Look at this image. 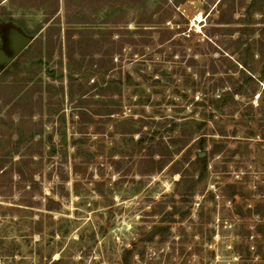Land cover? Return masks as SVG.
<instances>
[{
  "label": "rangeland",
  "instance_id": "374dc122",
  "mask_svg": "<svg viewBox=\"0 0 264 264\" xmlns=\"http://www.w3.org/2000/svg\"><path fill=\"white\" fill-rule=\"evenodd\" d=\"M175 35L202 52L176 82L206 54L246 66L228 111L131 62L171 72L159 39ZM261 53L264 0H0V264H264ZM143 110L156 120L131 126ZM160 138L181 153L149 150ZM161 152L160 170L139 159Z\"/></svg>",
  "mask_w": 264,
  "mask_h": 264
},
{
  "label": "trees",
  "instance_id": "16d2710c",
  "mask_svg": "<svg viewBox=\"0 0 264 264\" xmlns=\"http://www.w3.org/2000/svg\"><path fill=\"white\" fill-rule=\"evenodd\" d=\"M166 29H167V27H166ZM83 43H86V44L89 43L88 38H85L83 40ZM159 43L161 46L164 45L165 43L166 44L169 43L170 48L171 49L173 48V50L170 51L169 54L165 55L166 57L163 56L164 62L177 64V67H172V70H171L172 73L168 72L167 69L165 68L166 66L161 65V62H156V60H154L153 58L142 57V59H132L131 62L148 63V62H150V60H151V62L153 61L155 63L156 69H158V70L155 69L157 71L156 73H159V75H161L163 77L162 80L164 81V84L162 85V87H169L170 85L180 87V84L191 86L193 89L192 91H195V93H196V91H200L201 93L205 94V96L202 97V100L204 101V103L207 102V104H203L208 109V110L206 109L207 111H209L211 113H213V112L215 113V111H221L223 109L228 111L227 110L228 105L226 102L227 100L224 97V95L232 96L231 98L234 99L233 96L236 97L237 95H240V92H238V89H239V87H241V85L239 84V81H237V79H235L232 71H230V70L235 69V68H239V66H241V67H243V69L245 71L246 66L242 63L241 60L239 61L238 58L234 59V58L230 57L229 54H222L219 57L214 56V54H206V56H205L206 58L201 59L200 62L205 64L206 67L208 68V65H207V61H208L211 64L209 71H206L205 67H204V68H201L199 73H197V76L199 78H190L188 76H185L186 82L184 80L183 81L178 80L176 82V80L173 79V75H171V74H174V75L189 74V72H187V69L193 65L192 62L198 61L197 57H198V55H202L201 54L202 52H196L195 51V53H198V54H195L193 56H189V54L187 53V47L189 46V39L186 38V36L177 37L175 35V36L168 38V40H165V41L162 38H160ZM135 46H138V43H135ZM199 46H200V43L198 41H196L195 42V48H198ZM27 47H28V45L25 48H23L14 57V59L11 61V63H12L11 65L17 64V61H15V62H13V61L23 51H25L27 49ZM159 51H161V50H159ZM176 55H178L177 60L175 58ZM232 55H233V53H232ZM260 56L262 58L264 56V54L261 53ZM223 61H229L230 62V64H229L230 66L228 68L229 70H224L223 71L224 74H222L221 76L218 77L217 74L220 71L219 68L223 64ZM160 66L162 67L161 70H159ZM111 69H114V67ZM240 71H242V70H240ZM190 74H192V73H190ZM144 77H145V84L152 87V89H156L155 87L156 86L158 87V85L160 84L159 80H158L159 84H156L158 78L153 77V76H149V73L144 74ZM256 78H257L256 84L262 89L260 90V89L254 88V90L251 91V95L248 96L249 98H252L253 96L254 97L257 96L258 98H261L263 93H264V72H260L259 76ZM227 82H231L233 84V87L236 85V89L233 90V88H230V87L227 88L226 87L223 90L224 87L222 85H224ZM171 83H173V84H171ZM198 89H200V90H198ZM218 91L220 94H217ZM257 91H260V92H257ZM144 94H146V95H144L145 100L142 103V105H143L142 107L147 106L146 103L149 102L153 98V96H151L152 93H148L145 90V88H144ZM133 99H135V98L134 97L129 98L131 105L137 106L138 104H136ZM199 103H200V100H197L195 102V104L197 106L199 105ZM143 113H144V116H142L141 118H136L135 115H134V117L133 116L129 117L131 126H133V125L136 126L137 124H141L144 121H146L148 123V121H147L148 119H150L149 121H151V122H154V120H156L155 116L147 114V112H145V110H143ZM111 116H112V114H111ZM224 131L225 130L221 129L216 134H218L220 136L227 135V134L223 133ZM130 133L132 135L139 134V133H141V130H135L134 129ZM204 137H205V135H204ZM233 137H236V136H233ZM134 139L137 141H135ZM160 139L161 140L156 141L155 144H151V146H149V150L152 149L153 147L157 146V145H162V147L166 151V153H171V152H173L174 154H180L181 153V148L177 147L176 145L170 144V142L165 141L164 138H160ZM170 139H172L171 142L173 140H182L183 141L184 136H180L177 138H170ZM138 142L139 143L142 142L141 138H139V139L133 138V148L137 144H139ZM201 151H203L202 152L203 155H201ZM201 151L197 153L196 158H195V160H196L195 162H197V161L201 162L203 167L205 168V167H207V164H208L207 163L208 152H206L205 149L201 150ZM162 153L163 152L159 153L158 158H160L161 155H165ZM162 158L155 159V157H152V154H150V153L149 154H143L142 156L139 157V159H141V160L146 159L145 162L147 161L150 164H152V166L154 167V168H152V170L153 169L160 170L164 167V163H165L164 156ZM74 165H75V171H77V164L75 163Z\"/></svg>",
  "mask_w": 264,
  "mask_h": 264
},
{
  "label": "water",
  "instance_id": "95a60500",
  "mask_svg": "<svg viewBox=\"0 0 264 264\" xmlns=\"http://www.w3.org/2000/svg\"><path fill=\"white\" fill-rule=\"evenodd\" d=\"M26 46H27V45H25L23 48H25ZM23 48H21V49L19 50V52H20ZM19 52H18V53H19ZM18 53H17V54H18ZM0 70H1V67H0ZM201 155H203V153H201Z\"/></svg>",
  "mask_w": 264,
  "mask_h": 264
}]
</instances>
